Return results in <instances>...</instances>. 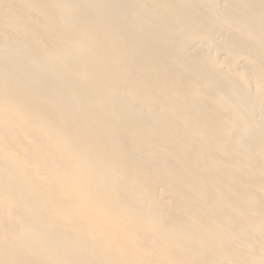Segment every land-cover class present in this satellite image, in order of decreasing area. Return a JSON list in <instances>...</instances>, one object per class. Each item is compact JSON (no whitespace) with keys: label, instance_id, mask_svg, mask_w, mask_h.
<instances>
[{"label":"bare ground","instance_id":"bare-ground-1","mask_svg":"<svg viewBox=\"0 0 264 264\" xmlns=\"http://www.w3.org/2000/svg\"><path fill=\"white\" fill-rule=\"evenodd\" d=\"M0 264H264V0H0Z\"/></svg>","mask_w":264,"mask_h":264}]
</instances>
